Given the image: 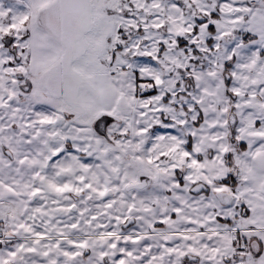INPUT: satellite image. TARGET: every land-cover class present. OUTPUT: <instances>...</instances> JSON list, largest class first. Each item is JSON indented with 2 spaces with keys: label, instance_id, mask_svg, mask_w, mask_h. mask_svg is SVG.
<instances>
[{
  "label": "snow or ice",
  "instance_id": "obj_1",
  "mask_svg": "<svg viewBox=\"0 0 264 264\" xmlns=\"http://www.w3.org/2000/svg\"><path fill=\"white\" fill-rule=\"evenodd\" d=\"M0 264H264V0H0Z\"/></svg>",
  "mask_w": 264,
  "mask_h": 264
}]
</instances>
